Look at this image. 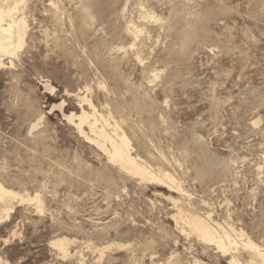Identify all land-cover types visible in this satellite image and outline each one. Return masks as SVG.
<instances>
[{
  "label": "rangeland",
  "instance_id": "374dc122",
  "mask_svg": "<svg viewBox=\"0 0 264 264\" xmlns=\"http://www.w3.org/2000/svg\"><path fill=\"white\" fill-rule=\"evenodd\" d=\"M19 13L25 44L0 65V183L43 209L13 202L3 262L261 264L184 219L264 251V0H25ZM92 105L174 185L130 175L80 133L68 115Z\"/></svg>",
  "mask_w": 264,
  "mask_h": 264
},
{
  "label": "bare ground",
  "instance_id": "6f19581e",
  "mask_svg": "<svg viewBox=\"0 0 264 264\" xmlns=\"http://www.w3.org/2000/svg\"><path fill=\"white\" fill-rule=\"evenodd\" d=\"M24 2L25 0H0V65L3 64L5 57L8 56L13 58L16 56L18 50L22 49L25 44L28 22L25 16L19 13L21 5H23ZM139 32L140 30L133 28L132 34L139 35ZM45 88L49 90L53 89L49 83L45 84ZM91 107L93 108V105ZM92 111L93 112L91 113L82 110L81 114L76 115L72 113L71 115H68V118L70 121L74 122V118L77 116L79 120V123L77 124L79 132L84 134L89 140L96 143V145L107 154L110 161L118 164L122 170L126 171L130 175L138 176L142 180H158L168 183L169 185H171V183L174 185V180L170 174L163 173L161 171H154L148 166V164L132 154L130 139L124 131H120V127L117 122H115L113 127L110 122V117H105L101 114L98 116L95 108H93ZM40 120L41 118L33 124L32 128H35L39 124ZM98 121L101 122V125H98ZM84 124L89 125L90 131L95 134V137L91 138L86 134L87 132L85 133L83 128ZM110 125L112 126L113 131L107 130ZM15 200L19 202L36 200L38 209H43V205L38 197L32 199L30 196H25L20 192L0 183V221L9 219L14 210L13 202ZM179 215L183 218L182 211L179 212ZM186 216L187 217L184 219L185 222L202 240L216 243L220 249L224 250V252L233 249L238 243H241L248 249L250 254L253 256V259L260 260L261 264H264L263 249L244 232L236 231L234 228H225L218 223L214 224L209 217L205 218L193 214ZM71 242L72 240L70 238L61 236L54 239L51 243L53 246L57 247L64 254V256H66L70 254ZM115 245L116 244L114 243L108 244L98 248V250L103 253ZM0 264H8L3 262L1 255ZM196 264L201 263L196 262Z\"/></svg>",
  "mask_w": 264,
  "mask_h": 264
}]
</instances>
